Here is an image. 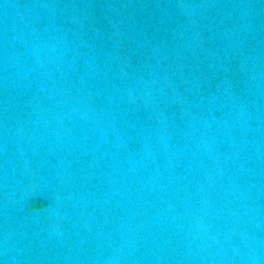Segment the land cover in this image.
<instances>
[{
  "label": "water",
  "instance_id": "obj_1",
  "mask_svg": "<svg viewBox=\"0 0 264 264\" xmlns=\"http://www.w3.org/2000/svg\"><path fill=\"white\" fill-rule=\"evenodd\" d=\"M0 264H264V0H0Z\"/></svg>",
  "mask_w": 264,
  "mask_h": 264
}]
</instances>
